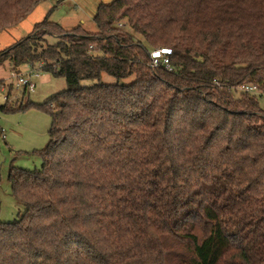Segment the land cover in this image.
Returning <instances> with one entry per match:
<instances>
[{
  "label": "trees",
  "instance_id": "trees-1",
  "mask_svg": "<svg viewBox=\"0 0 264 264\" xmlns=\"http://www.w3.org/2000/svg\"><path fill=\"white\" fill-rule=\"evenodd\" d=\"M41 1L0 0V33ZM49 15L0 51L67 81L41 169L10 167L26 211L0 264H264V0H112L97 32Z\"/></svg>",
  "mask_w": 264,
  "mask_h": 264
},
{
  "label": "rangeland",
  "instance_id": "rangeland-1",
  "mask_svg": "<svg viewBox=\"0 0 264 264\" xmlns=\"http://www.w3.org/2000/svg\"><path fill=\"white\" fill-rule=\"evenodd\" d=\"M52 10V11H51ZM50 12L49 19L61 24L71 31L82 25L89 32H97L98 27L91 12L77 0H43L32 13L16 26L4 29L0 33V51L12 46L21 38L27 37L35 24L43 20ZM122 26H124L122 24ZM125 27V26H124ZM132 31L129 26L125 27ZM133 32V31H132ZM136 39L141 36L134 33ZM56 35H52V41ZM38 64V63H37ZM37 64H25L16 67L11 59L0 61V105L7 104L10 111H0V160L1 183L0 221L12 222L26 211V206L13 195L9 179L10 167L17 166L32 171L42 167L41 157L34 153L46 147L52 125V115L42 106L46 101L67 88L65 77L54 76L40 69ZM39 68L40 76L34 79L36 86L33 90H25L20 83L21 76L31 68ZM134 77L122 79V83H130ZM100 81L117 83L118 80L107 73L101 75ZM98 79L84 80L85 84H93ZM239 94V90L235 91ZM260 96L262 93L255 92ZM263 98V97H262ZM30 103L27 109H19ZM5 135V137H4Z\"/></svg>",
  "mask_w": 264,
  "mask_h": 264
},
{
  "label": "built area",
  "instance_id": "built-area-1",
  "mask_svg": "<svg viewBox=\"0 0 264 264\" xmlns=\"http://www.w3.org/2000/svg\"><path fill=\"white\" fill-rule=\"evenodd\" d=\"M170 52L171 50L166 47H157V48H152L149 50V57H150V65L152 68L155 70L159 66H165L169 70H173V67L170 63ZM40 69H42L43 63H38L37 64ZM39 68L36 67H31L25 75L21 76L19 81L20 83L23 84L26 90H33L36 86V83L34 79L36 77L40 76L39 73ZM237 90L239 92H252L255 93L257 92L258 88L256 85L253 84H246V85H241L237 87ZM2 131V129H0ZM3 132V131H2ZM5 137V135H4Z\"/></svg>",
  "mask_w": 264,
  "mask_h": 264
},
{
  "label": "crops",
  "instance_id": "crops-1",
  "mask_svg": "<svg viewBox=\"0 0 264 264\" xmlns=\"http://www.w3.org/2000/svg\"><path fill=\"white\" fill-rule=\"evenodd\" d=\"M77 1L80 2L85 7L86 10L91 12L92 16L94 17L96 15L97 8L100 3L102 2L109 3L112 0H77Z\"/></svg>",
  "mask_w": 264,
  "mask_h": 264
}]
</instances>
